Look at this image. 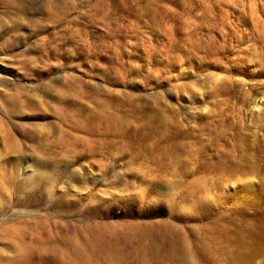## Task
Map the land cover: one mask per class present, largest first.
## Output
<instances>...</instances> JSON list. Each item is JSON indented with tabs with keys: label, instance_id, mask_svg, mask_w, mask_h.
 Segmentation results:
<instances>
[{
	"label": "rangeland",
	"instance_id": "obj_1",
	"mask_svg": "<svg viewBox=\"0 0 264 264\" xmlns=\"http://www.w3.org/2000/svg\"><path fill=\"white\" fill-rule=\"evenodd\" d=\"M263 90L264 0H0V264H264Z\"/></svg>",
	"mask_w": 264,
	"mask_h": 264
},
{
	"label": "bare ground",
	"instance_id": "obj_2",
	"mask_svg": "<svg viewBox=\"0 0 264 264\" xmlns=\"http://www.w3.org/2000/svg\"><path fill=\"white\" fill-rule=\"evenodd\" d=\"M238 83H240V80H238ZM249 117H264V90L255 94L250 105ZM105 231L106 229L104 227L96 230V243L93 249V254L100 255L104 264H114L119 258L118 249L115 244L105 238L103 234Z\"/></svg>",
	"mask_w": 264,
	"mask_h": 264
}]
</instances>
